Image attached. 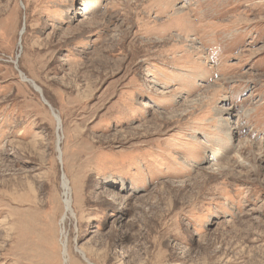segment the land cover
I'll use <instances>...</instances> for the list:
<instances>
[{
  "label": "rangeland",
  "instance_id": "374dc122",
  "mask_svg": "<svg viewBox=\"0 0 264 264\" xmlns=\"http://www.w3.org/2000/svg\"><path fill=\"white\" fill-rule=\"evenodd\" d=\"M0 264H264V0H0Z\"/></svg>",
  "mask_w": 264,
  "mask_h": 264
},
{
  "label": "bare ground",
  "instance_id": "6f19581e",
  "mask_svg": "<svg viewBox=\"0 0 264 264\" xmlns=\"http://www.w3.org/2000/svg\"><path fill=\"white\" fill-rule=\"evenodd\" d=\"M177 9H179V8H177ZM183 14L182 13H180L179 11H177L176 10V12L174 13V18H179L180 19V16H182ZM148 75H150V73H148ZM147 75V76H148ZM25 79V81H28V82H30L32 85H33V87L35 88V89H37V90H39V88H38V86L34 83V81H32V80H28V78H24ZM230 107L229 106H227V107H224L223 109H221L222 111L223 110H228ZM228 113V112H227ZM53 115H54V118H55V121H56V123H57V125H59L60 124V119H59V117L53 112ZM58 127V126H57ZM64 184V189H65V191H66V197H65V199H64V209L68 212L69 211V201H68V188H67V185H66V182L65 183H63ZM62 247H63V249H64V254H65V245H64V243L62 244Z\"/></svg>",
  "mask_w": 264,
  "mask_h": 264
}]
</instances>
